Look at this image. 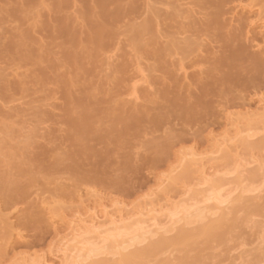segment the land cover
I'll list each match as a JSON object with an SVG mask.
<instances>
[{
	"label": "rangeland",
	"instance_id": "rangeland-1",
	"mask_svg": "<svg viewBox=\"0 0 264 264\" xmlns=\"http://www.w3.org/2000/svg\"><path fill=\"white\" fill-rule=\"evenodd\" d=\"M258 97L264 0H0V260L57 247L65 227L45 198L70 215L100 204L94 191L130 207L161 200L158 179L182 176L179 160L233 136L239 116L262 144ZM263 170L251 164L221 188L233 199L222 224L202 223L212 234L193 223L197 238L145 263L264 264ZM204 196L183 204L206 213ZM17 231L25 243L9 238Z\"/></svg>",
	"mask_w": 264,
	"mask_h": 264
},
{
	"label": "bare ground",
	"instance_id": "bare-ground-1",
	"mask_svg": "<svg viewBox=\"0 0 264 264\" xmlns=\"http://www.w3.org/2000/svg\"><path fill=\"white\" fill-rule=\"evenodd\" d=\"M138 74H140L141 76L143 73L142 71H140V73ZM144 76H145L144 74L143 76H141L142 79L138 77V79L136 80L137 83L134 82L133 86L138 84L139 83L138 81L141 82ZM145 81L146 80L144 79V82ZM136 86L134 88H137ZM135 90L136 89H134L133 91ZM137 91L138 90H136L135 92L138 93ZM132 94L135 95L134 92ZM135 98L137 97L135 96ZM258 99H259L258 107L263 110H260L259 108L257 109L263 116L264 98L258 97ZM260 113H255V114H257L256 115L257 117H262L259 116ZM229 117L230 116H228V119H230ZM241 118L242 117L239 116L240 120L239 119L238 120L240 122H238L237 119H236L237 121L235 119H234L235 121L229 120L230 121L229 123H231L230 125H232L233 129H235L236 131V132L234 131L233 133L231 132L232 127L229 128L231 129L230 132L232 133V135L234 134L233 136L226 137V134H224L223 136L225 138H223L222 140L221 138H216V139H220V141L218 140L219 142L216 143L214 142L213 144L214 145L216 144L215 146L212 144L213 147H215V148H211L212 150L206 151V153L193 152L189 156L184 157L182 161L180 159L179 164L177 166L178 167L182 166L181 167L182 169L180 168L181 172L183 173L182 176L181 173L178 172L177 175L171 174V176L169 175V177L167 178L162 177L163 179H158L159 181H157L158 182L157 188L159 192H162V194H160L162 195L161 197V200L163 199L162 201L157 198L158 196L153 198L151 194H148V196L151 195V197H149L148 199L144 197L145 198L144 201L143 199L141 202L139 200V202L136 205L130 207L131 205L128 206L127 204L121 203V201L118 202L115 200V202L113 201L112 203L108 201L105 202L104 198L103 197L100 198L98 196L99 194L96 195L97 192L94 191L95 193L94 198L100 201V204L98 205L95 204L94 206L93 203L92 204L93 206L91 207L84 206V209L81 207L83 210H80L77 213L70 212V213H74L70 215L69 213L61 211L60 207H62L63 209V207L65 206L64 204H63L64 206H60V204L62 203H59L58 204L59 210H58L57 209L58 206L55 208L56 204H54V202L49 203L50 202L49 200H48L49 202H45L47 201L46 200L47 198H45V201L44 199L41 200L44 201L43 203L45 204L48 203L52 206V207L49 206L48 208L49 210L47 208L45 209L49 211L53 219L55 218V214L58 213L56 214L58 215L56 216L58 217L57 220H59V222H61V224L64 225L65 227L63 229L56 227L57 230L56 233L58 235V240H59L57 247L54 250H49L48 254L40 253L37 251L34 253L13 251V254L11 253L12 254L11 257L6 255L7 253L5 254L6 255L5 258L9 257V259L2 258V256H4L3 253L1 256L2 259L0 260L1 261L0 264H107V263L108 264H146L145 262H147V260L152 257L149 256L150 254L154 252L156 253L157 251L163 252V249H165L166 246H171L173 245L172 243L174 242H176L174 244L177 243L179 244L180 242H181L180 244H185L186 243L185 240H188V242L192 241L191 239L192 236L194 238H197L196 233L193 230L194 226L188 227L193 223L195 224L196 222L197 223L201 222L198 223L200 224V226L198 227V231L199 233L204 232L203 235L207 237V235L211 232L208 229L215 223L212 222L213 220L216 219L215 221L217 222L216 225L213 226L214 227L213 230L215 229V226L217 227L218 224H222V222L225 221V217L223 216V214H221V212L225 210V208L233 198L231 199L222 198L220 196L219 191L223 186L229 183L230 177H231L230 181L232 180L233 174L234 175L236 174L238 176L236 177L237 179L241 178V173H243L245 168L247 169V167H251V164H254L256 168L259 170L264 169V143H263L264 141H262V144H259L257 142L256 144L254 141L250 143V139H252L251 137L253 136V134L252 135L241 134L244 133L245 131L244 127L246 126L244 125H243L244 127L239 126V123L242 124L241 122H246V120L244 119L246 117H243L244 120ZM262 118L259 119L263 120ZM252 143L255 144L252 145ZM240 148H242L241 149L242 152ZM245 149L246 151L243 152V150ZM244 153L247 154L246 156H248L249 159L246 157L244 158L242 157ZM243 159L246 160V162H242L244 161ZM221 160H226V161H221ZM263 171H261V173H264ZM166 182L167 183L171 182L173 184H176V186L177 184H180L182 188L181 191L178 194H174V193L171 194L170 191L172 192V190L169 189L170 187H168L170 185L166 184ZM165 184L168 186H166ZM151 192H154L153 194L155 195L156 191H151ZM206 192L208 193L206 194ZM41 195L43 194L41 193ZM199 195L201 197L205 195L204 200L206 202L208 201L211 202L210 204L208 203V205L212 206V208H210L211 210H209L206 213L204 212L205 207L203 208L198 207L197 209H194L192 208L191 204L190 205L183 204V201L188 200L189 202L190 200L193 199V197L196 198L200 197ZM96 196H98L99 199ZM102 198L104 201H101ZM38 199L40 198L38 197ZM41 201L39 203H41ZM71 207H73V205ZM220 216L222 219H220ZM217 218L220 219L219 222ZM206 219L209 221H207ZM0 222H2L1 219ZM56 222H54L56 226H61V225H57ZM207 222L209 223L211 222L210 224L212 223L213 224L212 225L202 224ZM201 224L203 225V227ZM58 228L61 230H59ZM11 229L14 230L12 226ZM176 229L179 232L173 234L174 230ZM5 233H9V235L11 234V232H5ZM170 233H171V237H168L170 236ZM201 234L202 233H200V235ZM9 235L6 236L9 237ZM14 235L16 236L17 239H19V242L25 243L22 240L20 241V238H23V234H21L18 231L16 234L13 232V235L11 234L10 235L11 237L9 238H14L15 240L16 238L12 237ZM173 235L174 237H172ZM215 236L216 237L218 236L217 232ZM16 241L18 240H15L14 242ZM4 242L7 243L6 240H4ZM170 242L171 244L169 245L168 243ZM149 243H151L150 246L146 245ZM13 245L11 249H14V247L17 246L15 245L13 247ZM142 246H144V248ZM156 249L157 251L151 253V250H156ZM5 250L3 251L5 252ZM165 251L166 249L164 250V252ZM148 252L150 253L149 255H147ZM148 256L150 258H148ZM157 263L160 264L158 261Z\"/></svg>",
	"mask_w": 264,
	"mask_h": 264
}]
</instances>
